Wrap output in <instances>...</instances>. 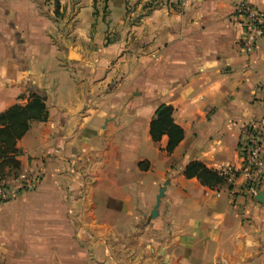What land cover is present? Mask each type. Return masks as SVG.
Here are the masks:
<instances>
[{"label":"crops","instance_id":"0c3cea01","mask_svg":"<svg viewBox=\"0 0 264 264\" xmlns=\"http://www.w3.org/2000/svg\"><path fill=\"white\" fill-rule=\"evenodd\" d=\"M111 2L59 0L57 17L55 0H0V113L47 108L17 142L43 177L0 204V264H264V204L239 173L264 38L245 53L236 18L264 0ZM161 105L185 134L171 154L150 132ZM194 162L238 173L210 188L185 176Z\"/></svg>","mask_w":264,"mask_h":264},{"label":"built area","instance_id":"2783aa9c","mask_svg":"<svg viewBox=\"0 0 264 264\" xmlns=\"http://www.w3.org/2000/svg\"><path fill=\"white\" fill-rule=\"evenodd\" d=\"M189 2L173 0V5L180 10ZM236 18L243 30L239 44L245 53L250 54L264 38V12L251 5H242L236 11ZM242 133L240 152L243 164L239 173L244 179L246 193L255 198L264 185V120L246 125ZM222 173L232 180L238 172L228 166ZM42 177L43 173L35 165H29L17 174L0 175V204L34 191Z\"/></svg>","mask_w":264,"mask_h":264},{"label":"trees","instance_id":"16d2710c","mask_svg":"<svg viewBox=\"0 0 264 264\" xmlns=\"http://www.w3.org/2000/svg\"><path fill=\"white\" fill-rule=\"evenodd\" d=\"M56 1L57 17L60 16V3ZM108 0H94V10L103 4L107 10ZM174 109L171 106L161 105L155 113L151 122L150 132L154 142H159L163 136L168 137L167 152L173 153L176 147L184 139V131L176 125L173 120ZM47 119V108L44 100L34 96L25 106L14 105L8 110L0 113V175L17 174L21 170L20 162L17 160L19 151L17 142L29 131L33 121L43 122ZM187 178H197L203 185L215 188L227 182V178L219 173L207 169L203 164L194 162L186 167Z\"/></svg>","mask_w":264,"mask_h":264},{"label":"water","instance_id":"95a60500","mask_svg":"<svg viewBox=\"0 0 264 264\" xmlns=\"http://www.w3.org/2000/svg\"><path fill=\"white\" fill-rule=\"evenodd\" d=\"M167 185H168V183H166L160 189L159 194L157 196L156 206L154 207V210H153V212L151 214V217L154 218V219L158 216V209H159V206H160V202H161V199L164 197V193H165ZM255 198H256L257 201H259L260 203L264 204V190L260 191Z\"/></svg>","mask_w":264,"mask_h":264},{"label":"rangeland","instance_id":"374dc122","mask_svg":"<svg viewBox=\"0 0 264 264\" xmlns=\"http://www.w3.org/2000/svg\"><path fill=\"white\" fill-rule=\"evenodd\" d=\"M117 2H120V0H112V2L110 3V8L115 9ZM98 7L100 8V10L97 9V14H99V11H103L104 14H106V11L104 10L102 5H98Z\"/></svg>","mask_w":264,"mask_h":264}]
</instances>
